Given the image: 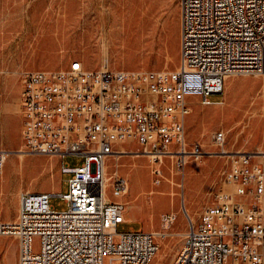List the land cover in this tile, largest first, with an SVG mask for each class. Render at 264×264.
<instances>
[{
  "label": "built area",
  "instance_id": "obj_1",
  "mask_svg": "<svg viewBox=\"0 0 264 264\" xmlns=\"http://www.w3.org/2000/svg\"><path fill=\"white\" fill-rule=\"evenodd\" d=\"M180 66L172 72L89 71L78 60L62 71L23 75L22 138L30 154L59 156L66 193H23L13 222L0 236L17 239L18 264H152L159 253L151 232L118 233L127 219L122 201L130 182L116 155H144L154 163L176 158L185 168L207 154L188 141L192 100L218 105L230 77L264 76V0H179ZM227 133L212 135L225 151ZM136 145V152L119 146ZM11 152L0 150V174ZM66 156L84 159L73 167ZM228 158L196 221L188 216L187 257L173 264H264V151ZM160 174L159 171H155ZM159 183V182H158ZM68 209L59 212L51 199ZM115 199V200H113ZM176 216H163L173 223Z\"/></svg>",
  "mask_w": 264,
  "mask_h": 264
},
{
  "label": "rangeland",
  "instance_id": "obj_2",
  "mask_svg": "<svg viewBox=\"0 0 264 264\" xmlns=\"http://www.w3.org/2000/svg\"><path fill=\"white\" fill-rule=\"evenodd\" d=\"M180 18L179 0H0V150L13 154L0 174V222L16 219L21 194L66 193L64 180L71 177H62L59 156L26 151L20 103L23 75L66 70L76 60L87 70L101 69L104 41H113L114 31L126 48L113 41L107 64L111 70L175 71L180 66ZM263 94L264 76H239L227 79L223 102L227 107H205L200 100H192L188 141L200 142L207 155L189 161L185 168L179 167L176 158H166L162 164L141 154L109 159V176L118 169L130 182V193L122 201L127 208L133 204L128 209L132 220L117 231L158 234L160 249L152 264H173L184 243L188 216L198 219L209 192L228 167L227 156L264 151V121L250 143V134L244 136L251 129L245 124L252 122L251 114L264 100ZM221 131L227 133L229 155L213 144L212 135ZM119 149L136 152V145ZM20 150L28 154L23 161L14 155ZM64 161L76 167L84 159L66 156ZM173 190L174 199L168 196ZM51 204L59 212L68 209L59 197L52 198ZM164 215L176 216V220L165 223ZM18 257L17 239L0 236V264H18Z\"/></svg>",
  "mask_w": 264,
  "mask_h": 264
},
{
  "label": "bare ground",
  "instance_id": "obj_3",
  "mask_svg": "<svg viewBox=\"0 0 264 264\" xmlns=\"http://www.w3.org/2000/svg\"><path fill=\"white\" fill-rule=\"evenodd\" d=\"M111 37L112 40L115 42V40H118L119 37V34L116 35V31L112 32L111 34ZM113 41H111L109 38H106L105 41H104V56H103V67L102 69L105 70L107 68V64L109 63V58H110V55H111V51L113 50ZM118 43L120 44V46L122 48H126V44H124L123 41H119L118 40ZM263 88V86H262ZM263 98H264V94H263ZM247 101V100H246ZM258 109L255 110L251 116H253V120H257L256 123L252 120L251 123H246L245 125H250V130L249 131H246L245 135L244 136H247L250 134V139H249V143L252 141V139L255 137L257 131H258V128L259 126L261 125V122L264 121V100L262 102H259V104L257 105ZM240 111L242 112V109H240ZM247 117V116H246ZM243 123L240 122L239 125H242ZM247 127V126H246ZM252 134V135H251ZM122 152H124L125 150L123 149H120ZM224 150L225 151H228L226 147H224ZM260 152H263V151H260ZM237 154V153H235ZM13 154L10 153L9 154V157H11ZM15 156L18 157V159L20 161H23L27 156L28 154L24 151V150H20L18 151L16 154H14ZM133 158L137 155H131ZM117 157V160H118V157H120V155H116ZM183 174V173H182ZM1 175H3V172L1 173ZM182 184V183H181ZM182 187V186H180ZM172 189V188H171ZM21 194V193H20ZM168 196H171L173 199L177 196L175 190L171 191L170 194H168ZM135 206H138V205H135ZM133 207V204H131L129 206V208H132ZM128 208V209H129ZM133 210V209H132ZM138 211V210H137ZM140 212V211H139ZM188 212V211H187ZM138 213V212H137ZM133 215V214H132ZM158 235V234H157ZM183 235V234H182ZM185 237H184V240H187V233L184 234ZM180 257H187V248H185V241L184 243L182 244L181 246V249H180Z\"/></svg>",
  "mask_w": 264,
  "mask_h": 264
},
{
  "label": "crops",
  "instance_id": "obj_4",
  "mask_svg": "<svg viewBox=\"0 0 264 264\" xmlns=\"http://www.w3.org/2000/svg\"><path fill=\"white\" fill-rule=\"evenodd\" d=\"M102 69V68H101ZM100 69H98V70H89V71H99ZM226 85H227V81H226ZM219 98H221V97H219ZM225 101V96L223 97V98H221V100L220 101H218V104H222L223 106H225V107H227V104H225V103H223ZM248 152V151H247ZM132 220V218H131V214H130V212L128 211V213H127V219H126V222H130ZM125 222V223H126Z\"/></svg>",
  "mask_w": 264,
  "mask_h": 264
}]
</instances>
